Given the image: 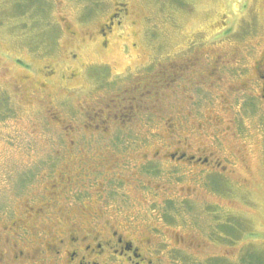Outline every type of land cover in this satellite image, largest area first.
<instances>
[{
	"label": "rangeland",
	"instance_id": "1",
	"mask_svg": "<svg viewBox=\"0 0 264 264\" xmlns=\"http://www.w3.org/2000/svg\"><path fill=\"white\" fill-rule=\"evenodd\" d=\"M260 59L264 0H0V264L78 219L153 264H264Z\"/></svg>",
	"mask_w": 264,
	"mask_h": 264
},
{
	"label": "flooded vegetation",
	"instance_id": "2",
	"mask_svg": "<svg viewBox=\"0 0 264 264\" xmlns=\"http://www.w3.org/2000/svg\"><path fill=\"white\" fill-rule=\"evenodd\" d=\"M106 26H109V24ZM263 66L264 59H260L254 67V69L260 72L259 82L261 83L262 92H264ZM261 100H264V95ZM169 157H171V159L174 158L176 163L186 162V165L187 163H193L215 172L220 167L222 170L225 168L220 159L213 158L212 156L210 159L208 156L188 155L186 150H180L179 148L176 149V156L170 153ZM198 169L203 171L202 168ZM216 176L218 175L212 177ZM209 177H211V175ZM47 208H49V210L51 209L48 213L52 212V208H54L52 201L47 203ZM84 208L88 209L87 207ZM47 214L46 216H48ZM78 220L79 221H76L75 225H72L71 221L65 222L61 230L57 229L56 232L59 233L51 237L48 236L46 243H49V247L39 250L37 256L34 257L37 261L34 262V264H45L44 255H39L45 251L54 256L52 260H54L55 264H153V259L144 255L141 251V247L133 243L131 236L127 235L125 237L122 232L115 229V226H111L109 223L99 225L98 221H94L96 224H92V226L95 228L92 227L88 232V230H82L79 225L85 224L84 221ZM39 223L40 222H37V224ZM28 231H31L32 234L34 233L40 240L45 239L42 236H46L42 223L36 228H32V230L23 229L21 233ZM162 233L164 234V231L158 227H149L145 229L144 232L134 235L137 236V239H140L138 240L140 242L152 241L153 246L151 248L156 252V256L158 257V252L160 253L158 244L160 243L159 238ZM175 235L178 236L177 233H175ZM39 248L40 247H38V249ZM20 254H23V251H20ZM33 256L32 254L26 256L30 263H32L31 260Z\"/></svg>",
	"mask_w": 264,
	"mask_h": 264
},
{
	"label": "trees",
	"instance_id": "3",
	"mask_svg": "<svg viewBox=\"0 0 264 264\" xmlns=\"http://www.w3.org/2000/svg\"><path fill=\"white\" fill-rule=\"evenodd\" d=\"M41 7H42V5H41ZM41 10H42V8H39V11H41ZM216 177L218 178L219 176H216ZM216 177H214V178H216ZM210 178H211L210 185L212 186V189L215 190V191L218 190V188H220L219 187L220 183L217 184L212 176ZM221 182L223 183V180L222 179H221ZM165 222H167L169 224H172V222L174 223L175 221H165ZM233 227H234L233 225H230V227H227L226 228V231L229 232L228 235H230V234L232 235L233 234V232H232L233 229H234ZM250 252H251L250 249H247L244 252L245 255L243 254L240 257L239 264H247L248 263L249 256H250ZM221 263L224 264L223 261H222V259H221ZM207 264H220V262H218V260H210V261L207 262Z\"/></svg>",
	"mask_w": 264,
	"mask_h": 264
}]
</instances>
